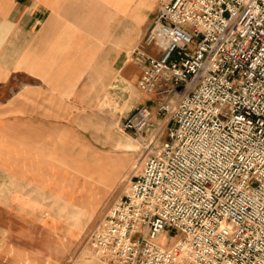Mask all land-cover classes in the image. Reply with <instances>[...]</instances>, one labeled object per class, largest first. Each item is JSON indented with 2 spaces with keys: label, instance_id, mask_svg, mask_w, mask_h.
<instances>
[{
  "label": "built area",
  "instance_id": "built-area-1",
  "mask_svg": "<svg viewBox=\"0 0 264 264\" xmlns=\"http://www.w3.org/2000/svg\"><path fill=\"white\" fill-rule=\"evenodd\" d=\"M133 55L149 99L121 129L150 150L90 229L92 254L264 264V0H157Z\"/></svg>",
  "mask_w": 264,
  "mask_h": 264
},
{
  "label": "crops",
  "instance_id": "crops-1",
  "mask_svg": "<svg viewBox=\"0 0 264 264\" xmlns=\"http://www.w3.org/2000/svg\"><path fill=\"white\" fill-rule=\"evenodd\" d=\"M156 8L157 0H0L4 222L37 224L39 207L47 204L44 198L70 209L85 207L91 215L108 198L116 177L102 183L90 170L92 153L114 160L91 144V95L101 94L111 80L121 84L123 79L126 88L139 90L141 70L133 49ZM28 77L38 84L11 85L12 79ZM91 79L102 84L92 89ZM0 229V264H28L14 256L25 253V246L16 251L10 240H22L23 228L16 232L4 224Z\"/></svg>",
  "mask_w": 264,
  "mask_h": 264
},
{
  "label": "rangeland",
  "instance_id": "rangeland-1",
  "mask_svg": "<svg viewBox=\"0 0 264 264\" xmlns=\"http://www.w3.org/2000/svg\"><path fill=\"white\" fill-rule=\"evenodd\" d=\"M147 50L156 56L160 54L152 44L147 47ZM88 80L87 78L84 81ZM35 84H38V81L28 77L20 79V81L12 79L11 85L29 86ZM101 84L99 79L95 81L91 79L92 89ZM106 86L104 89L102 88L101 94L91 95L90 140L93 146L100 147L114 156L112 162L116 165L117 172L111 180L115 177L116 180L111 184L108 198L96 209L94 214L84 213L78 216L79 220L75 221L74 224L69 218L72 209L68 206L64 207L54 199H43L47 204L39 207L38 221L40 222L37 224L31 222L24 224L18 221L6 223L4 222V211L0 207V226L11 225V229H15L16 232L21 228L24 230L22 240L10 239L11 247H14L16 251L18 248H24L19 247V245L26 248L25 253L14 255L16 259L25 258L28 264H35L36 262L37 264H103L90 253L87 245V232L93 223L103 215L109 203L125 192L129 178L136 173L144 156L150 150L149 147H145L146 141L121 129L125 117L134 107L147 103L149 96H146L136 87L126 88L123 79H121V84L118 80H111ZM151 109L154 110L153 107ZM150 121L154 125L157 122L164 125L166 122L160 115H153ZM148 135L149 132L146 133L147 138ZM164 139L165 134L156 140L154 145L161 143ZM94 158L107 162L111 161L92 153L89 158L91 171L96 169L95 166L91 165L95 160ZM10 217L12 219L13 216ZM166 234L174 235L175 232L168 229Z\"/></svg>",
  "mask_w": 264,
  "mask_h": 264
},
{
  "label": "bare ground",
  "instance_id": "bare-ground-1",
  "mask_svg": "<svg viewBox=\"0 0 264 264\" xmlns=\"http://www.w3.org/2000/svg\"><path fill=\"white\" fill-rule=\"evenodd\" d=\"M94 162L91 164L95 166V172L96 175L98 176V181L99 182H106L111 180V178L116 174L117 168L116 165L112 161H102L99 160L98 158H94ZM91 170V169H90ZM84 184V181L82 182ZM64 207H66V204H63ZM84 213H88L85 207H79V206H72V212L69 214V218L72 221V224L75 223V221H78L79 218L78 216L83 215Z\"/></svg>",
  "mask_w": 264,
  "mask_h": 264
}]
</instances>
